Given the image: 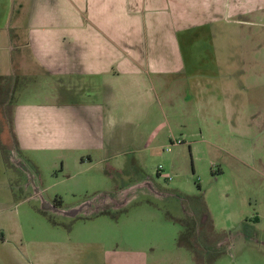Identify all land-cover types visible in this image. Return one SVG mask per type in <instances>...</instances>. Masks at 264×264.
Masks as SVG:
<instances>
[{"label": "rangeland", "instance_id": "obj_1", "mask_svg": "<svg viewBox=\"0 0 264 264\" xmlns=\"http://www.w3.org/2000/svg\"><path fill=\"white\" fill-rule=\"evenodd\" d=\"M236 19L230 104L198 116L176 88L178 109H168L151 147L137 134V149L89 167L51 153L9 155L0 132V264L24 254L36 264L40 241L55 238L78 241L80 255L95 241L142 250L150 264H264V3ZM15 76L18 94L32 80ZM4 98L0 127L12 108Z\"/></svg>", "mask_w": 264, "mask_h": 264}, {"label": "crops", "instance_id": "obj_2", "mask_svg": "<svg viewBox=\"0 0 264 264\" xmlns=\"http://www.w3.org/2000/svg\"><path fill=\"white\" fill-rule=\"evenodd\" d=\"M259 3L264 0H0V94L12 103L1 142H8L9 155L51 153L89 167L137 149V134L151 147L168 109H178L176 88L184 111L198 116L213 103L230 104L235 50L229 40L237 37V16L247 22ZM18 71L32 81L16 94ZM40 242L36 264H150L145 251L102 242L88 244L83 255L78 241ZM91 247L97 255H88ZM19 260L31 262L25 254Z\"/></svg>", "mask_w": 264, "mask_h": 264}, {"label": "trees", "instance_id": "obj_3", "mask_svg": "<svg viewBox=\"0 0 264 264\" xmlns=\"http://www.w3.org/2000/svg\"><path fill=\"white\" fill-rule=\"evenodd\" d=\"M61 204H62V201L61 200H58V199L54 200L51 203L52 207L55 208V209H59V207L61 206Z\"/></svg>", "mask_w": 264, "mask_h": 264}, {"label": "built area", "instance_id": "obj_4", "mask_svg": "<svg viewBox=\"0 0 264 264\" xmlns=\"http://www.w3.org/2000/svg\"><path fill=\"white\" fill-rule=\"evenodd\" d=\"M177 142H179V141H177Z\"/></svg>", "mask_w": 264, "mask_h": 264}, {"label": "flooded vegetation", "instance_id": "obj_5", "mask_svg": "<svg viewBox=\"0 0 264 264\" xmlns=\"http://www.w3.org/2000/svg\"><path fill=\"white\" fill-rule=\"evenodd\" d=\"M52 203V202H51Z\"/></svg>", "mask_w": 264, "mask_h": 264}]
</instances>
